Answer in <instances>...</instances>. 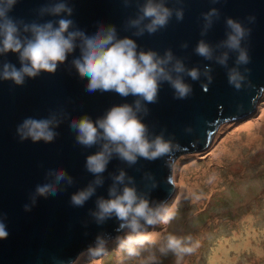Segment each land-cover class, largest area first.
Segmentation results:
<instances>
[{"label": "clouds", "instance_id": "9594fccd", "mask_svg": "<svg viewBox=\"0 0 264 264\" xmlns=\"http://www.w3.org/2000/svg\"><path fill=\"white\" fill-rule=\"evenodd\" d=\"M19 0H0V56L9 53L17 55L19 67L10 61L0 62V81H11L24 86L28 78L35 79L42 73L55 74L60 65L68 62L81 80H86L88 93L114 92L122 98L133 97L131 103L125 102L111 106L95 120L88 114L71 118L69 128L75 133L76 143L84 148L97 147L98 150L86 157L85 169L94 176L86 187L70 196L73 207L82 208L96 195L98 188L105 184L104 173L113 159H119L132 167L142 158L147 161L165 159V166L171 168L174 150L179 148L174 137L166 138L164 131L159 134L150 132L144 117L150 114L149 104L158 101L160 89L168 84L175 99H186L193 94V86L186 82L201 81L207 91L213 83V67L210 64L189 68L185 60L178 57L171 48L163 54L154 49H143L133 37H142L146 33L154 35L166 29L173 17L178 22L184 20L185 0H175L180 7H169V0H122L124 7L135 5V16L124 22V31L131 36H121L115 24L98 22L95 31L89 33L76 25L71 19L74 7L69 0H50L38 10L39 20L27 22L10 15ZM213 4L221 0H211ZM46 16L59 19L44 20ZM203 24L201 39L193 49L194 53L206 61H211L226 70L228 83L236 90L250 86L251 63L250 37L252 29L244 21L227 17L225 19V38L212 44L207 37L214 24L220 20V9L212 7L201 14ZM256 17H247L248 24L255 23ZM43 21V22H41ZM187 49L189 44L180 46ZM79 49V55H75ZM235 54L233 65L229 61ZM205 78L201 80V78ZM68 117L61 108L49 113L46 118L26 117L17 125V136L21 142L52 143L59 135L57 129ZM44 182L37 184L29 194V203L24 211L31 212L39 198L56 196L75 183L74 178L64 168H50ZM112 183L108 187L107 197L97 196L95 208L89 209V216L97 225H104L110 219L118 221L115 237L111 233H98L85 253L92 264L97 258L107 255L110 242L116 244L117 264L141 258V264H160L159 257L170 253L177 258L191 254L198 246L191 235L177 237L168 234L157 247L156 231H149L156 225L166 226L175 219L176 200L166 201L150 199L151 191L159 186L152 173H144L143 179L150 184L149 191H140L133 176L120 168L110 173ZM168 183L173 184L171 177ZM199 199V197H195ZM8 216L0 212V240L10 236ZM87 227V224H85ZM85 235H88L86 232ZM147 253L146 256H143ZM159 254V256L157 255ZM53 264H74L72 260L53 257Z\"/></svg>", "mask_w": 264, "mask_h": 264}, {"label": "water", "instance_id": "95a60500", "mask_svg": "<svg viewBox=\"0 0 264 264\" xmlns=\"http://www.w3.org/2000/svg\"><path fill=\"white\" fill-rule=\"evenodd\" d=\"M50 0H19L10 15L27 22L39 20L37 10ZM75 11L71 17L81 29L91 33L98 22L115 24L121 36H131L124 31V22L135 16L136 7H124L122 0H69ZM169 7H180L175 0H169ZM184 20L178 22L173 17L169 26L154 35L147 33L133 37L141 48L154 49L163 54L171 48L178 57H188L186 65L213 67V83L205 91L201 81L186 82L193 86V94L186 99H175L173 89L164 84L158 101L149 104L150 114L144 117L150 132L164 131L166 138L174 137L179 148L174 150L172 167L165 166V158L156 161L140 159L129 167L119 159H113L104 173L105 184L82 208L70 204L73 192L86 187L94 176L85 169L86 157L98 150L97 147L84 148L76 143L75 133L69 128L71 118L84 114L94 120L102 116L115 104L131 103L134 98H122L114 92L85 91L86 80H81L75 69H71L72 55L68 62L60 65L55 74L42 73L39 77L28 78L24 86L11 81H0V212L8 216L10 236L0 240V264H53V257L74 261L77 255L92 243L98 233L118 234V221L114 218L104 225H97L89 216V209L95 208L97 196L107 197L112 183L110 173L120 168L136 180L140 191H149V182L144 173H152L159 186L151 191L153 201H169L175 190L168 183L172 178L173 162L177 156L190 151H202L212 144L219 125L226 121L240 120L257 110L260 95L264 91V0H221L213 4L211 0H185ZM212 7L220 9L221 18L209 31L207 39L215 44L225 38V19L232 17L244 21L252 29L250 37L251 69L250 86L236 90L228 83L226 70L211 61H206L193 51L200 35L203 20L201 14ZM254 15L255 23L248 24L247 17ZM44 20L59 19L46 16ZM43 22V21H41ZM189 47L182 49V43ZM75 55H79L77 49ZM10 61L19 67L16 54L0 56V62ZM235 54L229 61L233 65ZM205 78H201L204 80ZM63 108L68 117L57 129L59 135L52 143L21 142L17 136V125L24 118H46L50 112ZM50 168H64L75 183L67 191L56 196L39 198L31 212L24 211L29 203V194L37 184L44 182ZM173 180V178H172ZM87 224V227H85ZM88 235H85V233Z\"/></svg>", "mask_w": 264, "mask_h": 264}, {"label": "rangeland", "instance_id": "374dc122", "mask_svg": "<svg viewBox=\"0 0 264 264\" xmlns=\"http://www.w3.org/2000/svg\"><path fill=\"white\" fill-rule=\"evenodd\" d=\"M256 131L261 141L253 145ZM172 178L175 190L167 202L178 195L175 219L148 229L158 233L157 247L168 234L191 235L199 246L179 264H264V91L257 110L221 123L207 149L177 156ZM108 248L97 264H117L116 244ZM85 250L74 264H92ZM142 258L127 264H141ZM159 260L177 264L171 253Z\"/></svg>", "mask_w": 264, "mask_h": 264}, {"label": "bare ground", "instance_id": "6f19581e", "mask_svg": "<svg viewBox=\"0 0 264 264\" xmlns=\"http://www.w3.org/2000/svg\"><path fill=\"white\" fill-rule=\"evenodd\" d=\"M252 137H251V140L253 141V140H255V142H253V145H256V144H258L260 141H261V139L259 138V134H258V131H256V132H252V135H251ZM182 184H185L184 182H182Z\"/></svg>", "mask_w": 264, "mask_h": 264}]
</instances>
